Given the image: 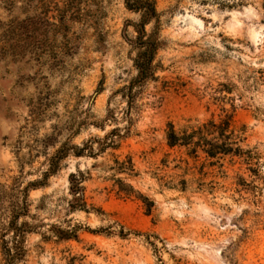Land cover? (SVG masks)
I'll list each match as a JSON object with an SVG mask.
<instances>
[{
	"label": "rangeland",
	"instance_id": "rangeland-1",
	"mask_svg": "<svg viewBox=\"0 0 264 264\" xmlns=\"http://www.w3.org/2000/svg\"><path fill=\"white\" fill-rule=\"evenodd\" d=\"M12 220V264H264L263 1L0 0V264Z\"/></svg>",
	"mask_w": 264,
	"mask_h": 264
},
{
	"label": "trees",
	"instance_id": "trees-1",
	"mask_svg": "<svg viewBox=\"0 0 264 264\" xmlns=\"http://www.w3.org/2000/svg\"><path fill=\"white\" fill-rule=\"evenodd\" d=\"M130 1V0H129ZM142 1V0H141ZM263 1V8H264V0ZM129 6L132 8H135L137 10H144L145 16L149 17L156 13L155 7L148 1L145 2H131L129 3ZM144 25H142V29L140 30V35L137 38V44L141 48V51L139 52L138 58L136 60L137 67L139 68V77L135 80L136 81H145L147 78L153 75V60L156 54V51L159 46V38L156 36V34L147 36L146 31L144 30ZM133 84V83H132ZM132 86V85H131ZM131 86L129 88H131ZM216 127V124L213 122H210L208 125H205L203 128L200 129L199 138L202 139L203 137V130L207 129L208 126ZM171 126V130L168 134V140L169 144L171 146H175L178 143L187 144L189 141H192L193 137L196 135L195 132L190 134H184L183 136H180L174 129L173 125ZM231 148L226 145L222 146H213V148H210L207 152L210 156H216L220 152H227L230 151ZM54 164V162L52 163ZM71 179V191L76 195V201L77 203L74 204V206H80L84 207L85 203L83 204V186L81 185L82 178H79L76 173H72L70 175ZM15 206L12 209L14 220L18 218L21 214H23L24 211L27 209V203L26 200L23 202H16ZM14 220H12L9 224L8 230L15 229L14 230V245L13 247H9L6 245L5 247V253H6V262L7 264H12L13 261L20 258V256L23 253V248L20 245V237L23 233V230L15 226L14 227Z\"/></svg>",
	"mask_w": 264,
	"mask_h": 264
},
{
	"label": "bare ground",
	"instance_id": "bare-ground-1",
	"mask_svg": "<svg viewBox=\"0 0 264 264\" xmlns=\"http://www.w3.org/2000/svg\"><path fill=\"white\" fill-rule=\"evenodd\" d=\"M231 14H232L233 18H236L237 14H239V13L236 12V11H232ZM188 17H189V19L191 20L192 23L193 22H196V23L198 22V20L194 16L188 15ZM236 22L239 23V21L237 19H236ZM252 37L254 39L257 37V35L254 33V31L252 32Z\"/></svg>",
	"mask_w": 264,
	"mask_h": 264
}]
</instances>
